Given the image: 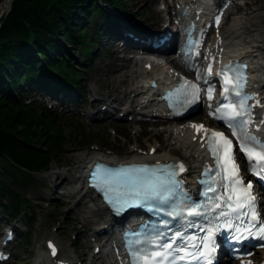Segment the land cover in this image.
<instances>
[{
	"label": "snow or ice",
	"instance_id": "1",
	"mask_svg": "<svg viewBox=\"0 0 264 264\" xmlns=\"http://www.w3.org/2000/svg\"><path fill=\"white\" fill-rule=\"evenodd\" d=\"M215 23L219 25V17L216 18ZM245 67L243 64L225 65L217 73L222 78V96L227 102L217 105L214 109L216 114L214 118L231 129L249 170L259 180L264 181V140L248 130L253 123L252 108L258 106L259 101L256 105L248 103L255 97L245 92L247 83L243 71ZM211 71L209 66V74ZM178 91L183 93L184 98L180 103L184 111L198 101L199 88L195 84L185 81ZM208 98L212 99L211 90ZM174 114L183 113L174 110ZM261 123H264V120H261ZM192 127L197 132L203 129L205 135L201 140L206 141L207 149L214 159L215 168L207 167L202 172V175L208 176L209 179L201 180V183L206 187L202 194L207 200L212 201L211 208L224 209L220 211L217 219H224L226 229L232 233V239L236 243H243L249 239L264 240V222L256 211L253 185L251 182L246 186L244 184L239 165L236 163L232 140L221 132L204 129L203 125H192ZM201 146L203 147L204 144L202 143ZM152 151L154 152L155 149ZM185 171L187 168L183 162L163 165L157 162L155 166L132 165L121 167L117 171L104 169L102 174L97 168L92 174L94 181L92 186L103 193L105 201L116 214H121L128 207H141L156 201L161 205H170L172 210L167 213L168 216H173L178 206L188 208V216H203L205 212L201 209H204L205 205L191 201V197L183 191V182L177 179L178 175ZM218 187H223L224 192L210 197L209 191L216 193ZM179 215L181 214L177 213V216ZM167 223L165 221L164 225L167 226ZM257 224L260 225L259 228ZM220 230L219 226L209 227L206 229L207 236L202 238L200 243L195 242L198 238L188 237L184 239L182 245H177V241L183 238V234L179 232L170 237L169 242L166 243H160L163 238L161 232H157L151 239L130 240L127 242V247L131 264H212L211 254L215 250L214 237ZM49 247L55 255L56 249L51 243ZM248 264L251 262L249 261Z\"/></svg>",
	"mask_w": 264,
	"mask_h": 264
},
{
	"label": "trees",
	"instance_id": "2",
	"mask_svg": "<svg viewBox=\"0 0 264 264\" xmlns=\"http://www.w3.org/2000/svg\"><path fill=\"white\" fill-rule=\"evenodd\" d=\"M103 1L122 14L126 12L120 0ZM94 13L99 19L107 16L95 0H14L10 13L3 19L0 26V158H7L16 165L11 170L13 175L49 168L52 157L61 150V140L65 141L57 122L46 116L32 115L12 103L14 94L29 88L41 70L30 46L34 45L37 53L45 56L51 68L65 75L66 81L57 84L69 87L73 78L67 69H73L74 59L65 46L73 52L92 56L94 49L87 41L86 26ZM50 52L57 61H53ZM59 52H64L66 59ZM33 144L38 149L32 147ZM0 194L13 198L12 209L15 210L16 195L13 196L1 179Z\"/></svg>",
	"mask_w": 264,
	"mask_h": 264
},
{
	"label": "rangeland",
	"instance_id": "3",
	"mask_svg": "<svg viewBox=\"0 0 264 264\" xmlns=\"http://www.w3.org/2000/svg\"><path fill=\"white\" fill-rule=\"evenodd\" d=\"M121 3L125 7V9L129 12L128 14L134 18L135 22L147 23L148 22L147 17H149L153 12V10L150 9V6L146 4L147 0H121ZM153 8L155 9V5ZM109 11L113 13L112 10H109ZM257 13L258 11L255 12V14ZM121 17L122 16L119 15L118 20L122 21ZM96 19H98L97 13H95L93 17L90 18V21L88 22V25L86 27H90L91 26L90 22ZM88 39H95V38L87 37V40ZM114 39H115V36L111 38L110 40L111 43L114 42ZM1 42H4V41H1ZM107 42H109V40H102V46L107 44ZM109 46L111 50H114L115 48L114 44H111ZM32 47L34 49L36 48L34 45ZM65 49L67 51L70 50L69 46L67 45L65 46ZM31 53L32 55L36 57V54H37L36 52H32L31 50ZM59 53L62 54V52H59ZM70 53L72 55H76L75 53H78V55H80V58L78 57L76 58V60H78L81 63L83 62V57L81 56L82 55L81 53L76 52V51L70 52ZM53 54H54L53 52H50L52 59L56 60ZM16 65L20 66V63L17 62ZM88 71L89 72L85 74L83 79L80 80L81 82L80 84L83 87H88V83H90V85H93L92 81H95L99 83L100 85H103L102 81L103 79L106 78V73H107L106 67H103V65L99 64L98 61H95L91 65L90 69H88ZM25 89L27 88H23V91L20 92V94L25 93L26 92ZM20 94L18 93V95ZM42 110L43 108H39L37 112L40 113ZM31 114L35 115L33 113ZM61 127H62L64 136L68 137L71 135L70 129H68L66 124L65 125L61 124ZM85 133H87V131L84 130V134ZM80 135H83V132ZM104 137L108 138V136L106 135H104ZM70 143L71 141H67V142L62 141L63 147L61 151H59L57 155L52 157V161H51L49 168L43 170L44 172L42 173L45 174L44 177L36 176L34 173L29 172V171L27 172V175L16 174L13 176L11 170H13L16 167V165L7 158L0 159L1 182L7 185L11 189L13 196L18 195V197H23L25 200H28L31 203V208L26 209V212L33 211V213H35V216L37 218L35 220V224L29 227L30 236H31L30 238L31 246L29 247V249L26 251L23 249L20 252V250L16 246V242L14 243L15 245L12 246L15 259H23L24 263L26 262L28 263L30 259L34 258L36 249L41 241V235L43 233L49 232V227L47 226L46 219H45L46 209L43 208L45 203L48 202L49 200H57L59 203H61L58 198L60 195H63V192L65 191V189L62 186H59L61 187L60 189L57 188V184L60 183L62 176L56 178V176H53V175H55V173L57 172H67L69 170H73L75 166H72V165L74 161H76L77 158L79 157V156L78 157L76 156L79 155L81 152L86 153V154L88 153V151H85V150L89 149V145L84 148L76 149ZM91 145H96V144L94 142ZM77 147H80V145H78ZM43 148H44L43 146H40V149H43ZM36 149H38V147ZM2 160H7L9 163L7 164L5 168L3 167L4 163L1 162ZM54 168H57V169H54ZM63 177H65V175ZM17 199L20 202L19 198ZM0 202L3 203L2 200H0ZM23 218H24V215H23ZM29 228H26V229H29Z\"/></svg>",
	"mask_w": 264,
	"mask_h": 264
},
{
	"label": "bare ground",
	"instance_id": "4",
	"mask_svg": "<svg viewBox=\"0 0 264 264\" xmlns=\"http://www.w3.org/2000/svg\"><path fill=\"white\" fill-rule=\"evenodd\" d=\"M5 8H7V5H2L0 7V23H1V19L3 18V16H1L5 10ZM256 11L252 12V14L247 17V16H240V17H235L232 21V23L230 25H228L225 28V33L227 35H231L232 37H235V35L240 36L241 33L245 32V30L247 31V36L245 37V39L243 40L244 44L242 43V47H243V51L245 53H248L249 55H251L254 59V69L255 70H259L260 69V64L263 61V57H264V34L263 31L260 30V28H256V30L254 32H252V29L255 28V25L258 23L257 21L253 24L252 21H250V19L254 16H257V18H259L261 16V14L258 12L257 14H255ZM263 34V36H262ZM246 44V47H244V45ZM238 54L240 56H242L244 53L242 52H238ZM138 91V89L136 90ZM171 141V139H170ZM190 143V142H189ZM157 148V153L156 156L161 157L163 159H173L174 157H178L179 154H175L173 152V147L171 148L170 146H168L167 143H165V147L164 149L167 150V152H162V150H158L160 149L159 147ZM189 153V148H187L184 152H182V156L186 159ZM85 154L80 153L79 155H77L76 157L77 160L74 161L72 166H75L74 170H70L67 172H57L55 173L56 178L62 176V179L60 181V183L57 184V188L60 189L62 186L65 189V193L67 194L66 197L70 200V195H79L84 191V187L80 186V179L76 178L74 173L79 172L82 167L86 164V160L87 158L84 157ZM128 155H135L134 153H128ZM204 158L206 159L205 154H203ZM130 159H133L134 157H129ZM207 160V159H206ZM57 169V168H54ZM65 175V177H63ZM68 180V181H67ZM69 185V187H68ZM77 200V198L75 199V201ZM94 201H91L88 205L85 204V208L88 211V214L92 215V216H97V215H101V214H105L106 211L105 209L101 206L100 203H98V199L95 198ZM80 204H84L83 202H80ZM80 206V205H79ZM83 207H80L79 210H82Z\"/></svg>",
	"mask_w": 264,
	"mask_h": 264
},
{
	"label": "water",
	"instance_id": "5",
	"mask_svg": "<svg viewBox=\"0 0 264 264\" xmlns=\"http://www.w3.org/2000/svg\"><path fill=\"white\" fill-rule=\"evenodd\" d=\"M14 0H4V5H7V8H5V10H4V17L10 12V10H11V5H12V2H13Z\"/></svg>",
	"mask_w": 264,
	"mask_h": 264
}]
</instances>
